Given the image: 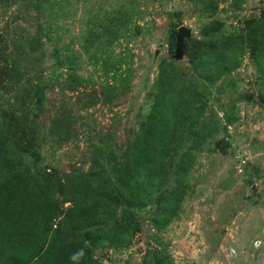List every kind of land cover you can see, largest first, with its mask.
Listing matches in <instances>:
<instances>
[{"label":"rangeland","instance_id":"1","mask_svg":"<svg viewBox=\"0 0 264 264\" xmlns=\"http://www.w3.org/2000/svg\"><path fill=\"white\" fill-rule=\"evenodd\" d=\"M0 264H264V0H0Z\"/></svg>","mask_w":264,"mask_h":264},{"label":"water","instance_id":"2","mask_svg":"<svg viewBox=\"0 0 264 264\" xmlns=\"http://www.w3.org/2000/svg\"><path fill=\"white\" fill-rule=\"evenodd\" d=\"M189 35V31L181 26L178 28V32L176 35L177 41L175 43V50H176V54H181L182 51L185 48V43H184V37Z\"/></svg>","mask_w":264,"mask_h":264},{"label":"trees","instance_id":"3","mask_svg":"<svg viewBox=\"0 0 264 264\" xmlns=\"http://www.w3.org/2000/svg\"><path fill=\"white\" fill-rule=\"evenodd\" d=\"M174 34H175V32H174L173 30L170 29V30H169V34H168V36H169L168 43H169V45H170L171 47H173V48H175ZM4 243H5L6 245L8 244V242L5 241V240H4Z\"/></svg>","mask_w":264,"mask_h":264}]
</instances>
